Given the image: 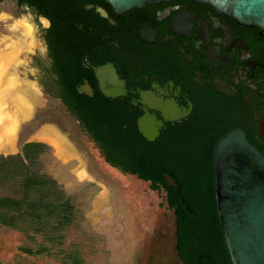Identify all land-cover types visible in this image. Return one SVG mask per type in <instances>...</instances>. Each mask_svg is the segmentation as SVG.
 <instances>
[{
  "label": "flooded vegetation",
  "instance_id": "obj_1",
  "mask_svg": "<svg viewBox=\"0 0 264 264\" xmlns=\"http://www.w3.org/2000/svg\"><path fill=\"white\" fill-rule=\"evenodd\" d=\"M57 6L54 59L42 38L51 22L34 16L43 43V54L31 55L36 92L57 101L78 134L122 175L142 180L122 169L130 158L113 150L112 139L158 157L159 179L171 176L175 187H169L177 193L175 175L190 165H211L213 202L205 224L211 238L191 234L182 253L200 259L198 264L220 257L226 246L214 198L212 147L226 130L239 127L264 156V34L196 0H160L117 15L104 0H57ZM7 76L26 117L27 102L14 94L13 77ZM179 201L195 215L193 206ZM171 212L172 249L184 264Z\"/></svg>",
  "mask_w": 264,
  "mask_h": 264
},
{
  "label": "rangeland",
  "instance_id": "obj_2",
  "mask_svg": "<svg viewBox=\"0 0 264 264\" xmlns=\"http://www.w3.org/2000/svg\"><path fill=\"white\" fill-rule=\"evenodd\" d=\"M38 24L12 0L0 2V55L7 56L5 63L11 65L6 74L13 77V92L25 98L28 110L24 117L21 106L11 103L12 122L19 127L5 139L0 155L18 153L28 141L44 145L37 157L39 172L51 176L74 203L78 218L66 231L65 244L80 246L83 264H180L172 249L173 215L164 191L104 163L61 105L36 92L30 78L37 76L31 55L43 54ZM23 242L19 232L0 226V261L60 264L53 257L21 252Z\"/></svg>",
  "mask_w": 264,
  "mask_h": 264
},
{
  "label": "trees",
  "instance_id": "obj_3",
  "mask_svg": "<svg viewBox=\"0 0 264 264\" xmlns=\"http://www.w3.org/2000/svg\"><path fill=\"white\" fill-rule=\"evenodd\" d=\"M12 1L16 7L26 9L33 16L45 15L49 18L51 25L42 33V38L47 44L48 57L54 59L52 43L58 39L59 23L57 0ZM109 142L115 152H126L130 158L129 165L122 167L123 170L136 172L139 178L148 182L150 189L164 191L167 207L174 214L178 256L184 264L200 263V259L194 257L191 260L184 255L182 246L187 245L191 234L197 231H200V237L211 238V231L205 226L210 215L207 207L210 201L213 202L212 179L208 177L211 165L207 162L190 165L186 172L180 171L175 175L177 193L159 179L158 157L139 152L130 143H118L114 139ZM43 146L40 142L28 141L21 145L20 152L0 155V226L15 230L24 237L18 249L27 255L53 257L60 264H83L80 246L75 242L65 244L66 231L78 218L74 203L51 176L39 172L37 157ZM112 164L116 165L113 161ZM180 197L196 209L195 215L187 212L179 201ZM214 218L217 225V216ZM217 229L222 239L221 230ZM206 262L231 264L226 249L220 257ZM0 264L3 263L0 261Z\"/></svg>",
  "mask_w": 264,
  "mask_h": 264
},
{
  "label": "water",
  "instance_id": "obj_4",
  "mask_svg": "<svg viewBox=\"0 0 264 264\" xmlns=\"http://www.w3.org/2000/svg\"><path fill=\"white\" fill-rule=\"evenodd\" d=\"M115 15L160 0H104ZM207 3L264 34V0H196ZM214 198L231 264H264V156L239 127L220 135L212 147ZM165 183L175 187L171 176Z\"/></svg>",
  "mask_w": 264,
  "mask_h": 264
},
{
  "label": "bare ground",
  "instance_id": "obj_5",
  "mask_svg": "<svg viewBox=\"0 0 264 264\" xmlns=\"http://www.w3.org/2000/svg\"><path fill=\"white\" fill-rule=\"evenodd\" d=\"M5 58H7L5 54L0 55V68L2 69L0 74V148L3 146L5 139L12 133H15V129L17 128V124L12 122V119L15 118L16 115L11 111L12 106L10 105L12 103L13 106L16 105L17 108L18 106L20 107L19 99L11 96V80L6 74L10 64L8 65L5 63ZM8 95L11 97H8ZM6 103H8V106ZM17 108L15 109L19 111Z\"/></svg>",
  "mask_w": 264,
  "mask_h": 264
}]
</instances>
